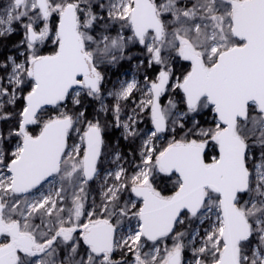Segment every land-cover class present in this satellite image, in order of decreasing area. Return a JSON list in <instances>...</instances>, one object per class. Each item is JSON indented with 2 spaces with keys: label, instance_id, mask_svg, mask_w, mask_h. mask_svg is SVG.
<instances>
[{
  "label": "snow or ice",
  "instance_id": "6c2138e0",
  "mask_svg": "<svg viewBox=\"0 0 264 264\" xmlns=\"http://www.w3.org/2000/svg\"><path fill=\"white\" fill-rule=\"evenodd\" d=\"M0 264H264V0H4Z\"/></svg>",
  "mask_w": 264,
  "mask_h": 264
},
{
  "label": "rangeland",
  "instance_id": "374dc122",
  "mask_svg": "<svg viewBox=\"0 0 264 264\" xmlns=\"http://www.w3.org/2000/svg\"><path fill=\"white\" fill-rule=\"evenodd\" d=\"M3 3H4V0H0V5H2ZM126 70L129 71V75H130V66H129L127 63L124 64V67H123V68H121V69H119V70H115V69H114L113 71L116 73V75H119L120 73H122V72H124V71H126ZM116 75H113V76H112V79H113V80L116 79ZM141 75H142V73H141ZM106 87H107V88H110L111 85L109 84V85H107ZM106 100H107V102L111 103L110 98H106ZM148 126L150 127V125H148ZM141 127H145V125H141ZM158 144H166V141H164V140L159 141ZM125 152H127V151H125ZM104 167H107V165H105ZM102 175H103V173H101V176H102ZM91 183H92V187H93V189L98 188V184H99L98 181H93V182H91ZM97 198H98V197H97ZM116 258L119 259V253L116 254Z\"/></svg>",
  "mask_w": 264,
  "mask_h": 264
},
{
  "label": "trees",
  "instance_id": "16d2710c",
  "mask_svg": "<svg viewBox=\"0 0 264 264\" xmlns=\"http://www.w3.org/2000/svg\"><path fill=\"white\" fill-rule=\"evenodd\" d=\"M12 39L16 40V39H19V37L18 36H14ZM125 151H127V149H125Z\"/></svg>",
  "mask_w": 264,
  "mask_h": 264
},
{
  "label": "flooded vegetation",
  "instance_id": "af4514ba",
  "mask_svg": "<svg viewBox=\"0 0 264 264\" xmlns=\"http://www.w3.org/2000/svg\"><path fill=\"white\" fill-rule=\"evenodd\" d=\"M148 126V125H147ZM149 127V126H148Z\"/></svg>",
  "mask_w": 264,
  "mask_h": 264
}]
</instances>
